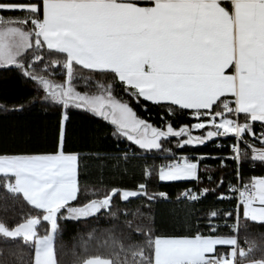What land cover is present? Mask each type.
I'll use <instances>...</instances> for the list:
<instances>
[{
  "label": "snow or ice",
  "instance_id": "1",
  "mask_svg": "<svg viewBox=\"0 0 264 264\" xmlns=\"http://www.w3.org/2000/svg\"><path fill=\"white\" fill-rule=\"evenodd\" d=\"M226 2L230 8L225 0H150L149 6L136 0H0V68L22 70L43 88L46 99L64 109L83 108L101 117L115 127L114 134L141 149L159 150L161 139L167 137L186 136L179 145L183 147L232 135L237 143L230 159L238 166L242 158L264 163V132L257 136L253 131L254 122L264 128V0ZM45 48L61 54L50 63L64 70L63 83L32 71L33 65L44 59L41 50ZM26 53L32 56L27 66L21 60ZM81 69L118 80L137 102L143 98L170 106L169 114L178 108L192 110L197 119L210 116L214 130L206 136H192L188 127L175 130L169 124L166 131L154 127L113 95L110 82L97 81L94 94L76 91L74 81L92 79L83 76ZM214 106L222 111H215ZM225 113L243 114L244 122ZM217 117L223 119L217 123ZM67 118L65 114L61 120L55 154L0 155V187L13 197L22 196L37 212L12 228L0 221V240L19 239L30 245V264H58L55 234L62 209L67 213L63 218L79 220L110 208L118 193L125 201L137 196L155 198L140 184L139 191L112 189L101 199L71 206L80 191L79 155L63 151ZM192 127L204 129L206 124ZM246 134L261 145L257 148L247 143L250 156L240 149ZM198 168V161L184 158L161 167L158 178L198 180ZM145 175L151 172L146 170ZM208 191L204 189L203 194ZM231 191L239 194L231 232H240V206L245 221L264 225V177H253ZM158 195L167 198L165 193ZM182 195L191 200L200 198L191 190ZM217 215L216 211L210 213V217ZM42 221L49 225L44 235L38 233ZM209 231L216 233L217 229L213 226ZM144 236L142 244L130 242L126 246L113 241L115 247L109 255H90L80 264H264V259H249L256 251L255 241L246 239L247 247H243L237 235L153 237L149 231ZM218 246H225L224 251Z\"/></svg>",
  "mask_w": 264,
  "mask_h": 264
},
{
  "label": "trees",
  "instance_id": "2",
  "mask_svg": "<svg viewBox=\"0 0 264 264\" xmlns=\"http://www.w3.org/2000/svg\"><path fill=\"white\" fill-rule=\"evenodd\" d=\"M18 15V14H5ZM44 59L33 65L32 71L46 75L57 83L65 80L64 70L50 63L61 54L41 50ZM31 53L22 57V62H31ZM47 66V71L45 67ZM83 76H91V80L78 78L74 81L76 90L96 93V82L112 83L113 95L122 102L128 103L137 116L161 130L171 125L175 130L181 127L190 128L198 121L192 110L173 108L168 113V105H156L136 98L124 91V85L101 73L80 70ZM43 88L34 80L15 67L0 68V155L28 153H56L59 146V133L62 112L67 120L64 122L65 137L63 151L79 155L78 183L79 194L71 206H81L92 199H101L112 189H139L146 185L148 195L155 196L149 200L147 196L131 197L127 201L117 196L112 198L111 207L101 209L94 216L87 218L65 219V210L58 217V229L55 234V252L58 264H80L90 255H109L113 241L128 245L130 242L144 243L145 232L153 237L202 235H237L243 247L245 240H254L256 251L249 259H264V225L245 221L241 215L239 233L231 232L238 210L236 192L232 188L247 183L253 177L264 176V163L242 158L239 166L230 159L232 148L237 143L232 135L217 136L203 144H192L180 147L187 138H162L159 150H144L129 141L126 137L114 134L115 127L108 121L83 108L69 107L46 99ZM229 98V97H228ZM227 98V99H228ZM225 99V98H221ZM215 111L222 108L214 106ZM229 118L244 122L243 114L239 117L225 113ZM191 131V130H190ZM253 131L257 136L264 132L260 122L253 123ZM193 132L191 131V134ZM204 136V131H196ZM257 148L261 145L246 134L245 142L240 143L242 153H249L247 143ZM177 154L192 156L201 155L198 159V180H181L161 182L158 178L160 166ZM223 162V163H221ZM146 170L151 172L146 176ZM222 182V183H221ZM208 189L207 194L203 190ZM191 190L200 198L191 200L182 194ZM165 193L167 198L158 194ZM221 197H224L223 199ZM216 211V217L210 213ZM232 213L228 216L227 213ZM37 212L22 196L13 197L0 187V221L9 228L20 223L28 215ZM211 221V223H210ZM131 223V227H129ZM247 224L245 228L244 225ZM215 226L212 233L209 227ZM47 222L38 226L40 235L46 234ZM142 229L137 232L136 229ZM107 241V245L104 242ZM220 248V247H219ZM224 248H220L222 251ZM32 248L22 240H0V264H30Z\"/></svg>",
  "mask_w": 264,
  "mask_h": 264
},
{
  "label": "crops",
  "instance_id": "3",
  "mask_svg": "<svg viewBox=\"0 0 264 264\" xmlns=\"http://www.w3.org/2000/svg\"><path fill=\"white\" fill-rule=\"evenodd\" d=\"M136 2H137V1H136ZM137 3L140 4V5H142V6H149V4H150V0H140V1H138ZM225 6L230 8V4H228V3L226 2V0H225ZM45 49H46V48H45ZM21 59H22V58H21ZM228 99L231 100L230 97H229ZM65 114H66L65 111H63V112H62V116H61V120L63 119V117H64ZM208 117H210V116H208ZM228 118H229V117H228ZM206 119H210V118H206ZM221 119H223V117H217V118H216V122H217V123L220 122ZM230 119H233V118H230ZM235 120H237V119L235 118ZM195 123H196V122H195ZM193 124H194V123H193ZM206 126H207V124H206ZM32 154H55V153H28V154H2V155H32ZM66 154H75V153H66ZM201 157H202L201 155H195V156L193 155V157H192V156H187V155L177 154V155H175L174 157H171L169 161L164 162V163L160 166V168H161V167H164V166H167V165H169V164H171V163H172V160H174V159H177V160L182 161L184 158H187L188 160H190V161H192V162H197L198 159L201 158ZM160 168H159V169H160ZM263 177H264V176H263ZM160 181H161V180H160ZM180 181H181V180H180ZM161 182H171V181H161ZM119 190H120V192H123V191H139L140 189H135V190H132V189H119ZM241 208H242V206H241ZM220 248H225V246H220ZM222 251H224V249H223Z\"/></svg>",
  "mask_w": 264,
  "mask_h": 264
},
{
  "label": "rangeland",
  "instance_id": "4",
  "mask_svg": "<svg viewBox=\"0 0 264 264\" xmlns=\"http://www.w3.org/2000/svg\"><path fill=\"white\" fill-rule=\"evenodd\" d=\"M76 91H78V90H76ZM78 92H80V91H78ZM81 93H85V92H81ZM88 94H94V93H88ZM206 118H210V119H206ZM200 122L207 124V126L204 129H195L194 127H192L196 123H200ZM196 123L192 124V126L189 128L193 132L192 136H200L201 135V134L199 135L198 133H195L196 131H201V132L204 131V136H206L207 131L214 130L212 127V123H211V117L203 116V117L199 118V120L196 121ZM166 129H165V131H166ZM207 235H211V234H207ZM221 236H228V235H221ZM174 237H182V236H174ZM245 246H247V245H245ZM218 247H220V246H218Z\"/></svg>",
  "mask_w": 264,
  "mask_h": 264
},
{
  "label": "built area",
  "instance_id": "5",
  "mask_svg": "<svg viewBox=\"0 0 264 264\" xmlns=\"http://www.w3.org/2000/svg\"><path fill=\"white\" fill-rule=\"evenodd\" d=\"M136 1L138 2V1H140V0H136ZM260 133H261V132H259V134H260ZM179 162H181V161H180V160H177V159H174V160H172V163H171V164L179 163ZM247 183H249V182H247ZM247 183H244V184H247ZM244 184L238 186L237 189L242 188V186H243ZM238 196H239V194H238V192H236V200H237V204H239ZM211 227H212V226H211ZM211 227H209V229H210ZM244 244H245V243H244ZM245 245H246V244H245Z\"/></svg>",
  "mask_w": 264,
  "mask_h": 264
}]
</instances>
